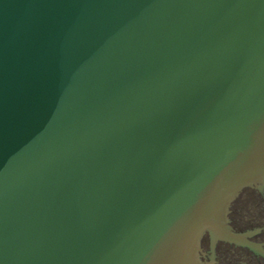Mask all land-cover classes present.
Listing matches in <instances>:
<instances>
[{
	"label": "water",
	"instance_id": "95a60500",
	"mask_svg": "<svg viewBox=\"0 0 264 264\" xmlns=\"http://www.w3.org/2000/svg\"><path fill=\"white\" fill-rule=\"evenodd\" d=\"M0 264H264V0H0Z\"/></svg>",
	"mask_w": 264,
	"mask_h": 264
}]
</instances>
